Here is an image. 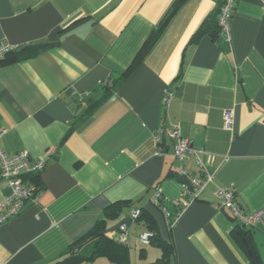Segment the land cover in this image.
I'll list each match as a JSON object with an SVG mask.
<instances>
[{"label":"crops","instance_id":"1","mask_svg":"<svg viewBox=\"0 0 264 264\" xmlns=\"http://www.w3.org/2000/svg\"><path fill=\"white\" fill-rule=\"evenodd\" d=\"M175 1L0 0V43L25 47L0 62V149L46 161L25 178L40 195L0 226V264H63L101 220L108 239L126 222L128 264L161 256L139 241L150 231L170 264H251L215 193L264 211V0H235L228 42L216 37L223 0H178L157 33ZM176 125L212 177L191 203L178 169L200 173L193 156L174 159ZM8 193L0 181V204ZM247 231L264 264V221Z\"/></svg>","mask_w":264,"mask_h":264},{"label":"built area","instance_id":"2","mask_svg":"<svg viewBox=\"0 0 264 264\" xmlns=\"http://www.w3.org/2000/svg\"><path fill=\"white\" fill-rule=\"evenodd\" d=\"M235 0H223L219 8L218 14V29L219 38L228 42L230 38V20L233 14ZM5 42L0 43V59L12 50H15ZM103 84H110L111 80L106 79ZM173 100V94L166 93L162 98V106L168 107ZM223 125L228 131L231 128L232 113L231 111H224ZM162 127H160L154 136L155 141L158 142L159 134H162ZM167 136L174 142L173 157L178 162H183L188 156H193L195 165L200 173L197 177L182 166L178 169V175L183 179V196L187 199V203L197 200L205 187L212 182L211 175L207 172L205 166L202 164L199 156L203 153L200 150L194 149L191 142L184 139L181 135L179 126H174L168 131ZM160 153V151H156ZM46 167L45 160H32L27 152H18L12 155L6 154L0 149V181L5 182L9 191L8 195L3 198L0 204V226L10 219L18 216L23 210L26 203H34L36 198L40 195V189L31 184H26L25 178L40 174ZM219 201V208L225 210L230 216L231 220L236 226L250 230L255 228L258 224L264 221V211L258 210L255 212L246 213L242 210L236 200L235 192L232 189H218L215 193ZM158 194L153 199V204L159 206ZM140 216L139 211H133L130 215L131 220H138ZM166 217L167 214H166ZM109 239L117 244L124 245L127 239V231L124 226L119 227L117 235L113 234ZM151 233L146 232L140 235L139 241L143 246L150 244Z\"/></svg>","mask_w":264,"mask_h":264},{"label":"trees","instance_id":"3","mask_svg":"<svg viewBox=\"0 0 264 264\" xmlns=\"http://www.w3.org/2000/svg\"><path fill=\"white\" fill-rule=\"evenodd\" d=\"M182 2L175 1L171 7V11L167 18L163 21L158 29L157 33H161L164 26L168 23L171 15H173L176 9L180 6ZM219 29L217 26L216 37L218 36ZM215 35V34H214ZM19 54L15 53V50L7 52L0 62L7 64L17 60ZM104 88L110 89L112 84H103ZM108 93L104 96L106 98ZM139 219V218H138ZM235 232L237 234V240L242 248L246 251L247 255L251 259V264H259V260L256 256V251L251 243L248 235L249 231L243 230L242 228L236 226ZM106 226L104 220L98 221L97 224L87 233L83 238H81L75 245L69 248L67 254L68 257L65 258L63 264H76L80 262H90L97 257H104L108 264H128V252L125 247L119 244L113 243L110 239L105 236ZM151 239L150 243L156 244L161 250V256L151 264H170L169 256L171 254V247L157 239L156 234L150 231ZM85 244L89 246H84ZM84 246V247H83ZM87 247L85 252H81L82 248Z\"/></svg>","mask_w":264,"mask_h":264},{"label":"water","instance_id":"4","mask_svg":"<svg viewBox=\"0 0 264 264\" xmlns=\"http://www.w3.org/2000/svg\"><path fill=\"white\" fill-rule=\"evenodd\" d=\"M25 49L24 46H21V47H18L15 49V52L16 53H20L21 51H23ZM126 222L123 221V222H120L119 224H117L113 229L114 230H118L120 226L124 225ZM112 231V230H111ZM109 233V232H106V234Z\"/></svg>","mask_w":264,"mask_h":264}]
</instances>
